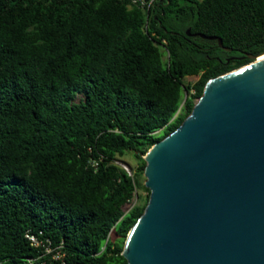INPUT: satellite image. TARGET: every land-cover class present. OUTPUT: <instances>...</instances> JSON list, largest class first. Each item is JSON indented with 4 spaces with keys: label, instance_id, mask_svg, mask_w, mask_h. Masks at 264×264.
<instances>
[{
    "label": "trees",
    "instance_id": "trees-1",
    "mask_svg": "<svg viewBox=\"0 0 264 264\" xmlns=\"http://www.w3.org/2000/svg\"><path fill=\"white\" fill-rule=\"evenodd\" d=\"M262 51L264 0H0V264L39 253L27 229L64 264H129L143 154Z\"/></svg>",
    "mask_w": 264,
    "mask_h": 264
},
{
    "label": "water",
    "instance_id": "water-1",
    "mask_svg": "<svg viewBox=\"0 0 264 264\" xmlns=\"http://www.w3.org/2000/svg\"><path fill=\"white\" fill-rule=\"evenodd\" d=\"M262 54L210 77L143 154L150 192L124 240L129 264H264Z\"/></svg>",
    "mask_w": 264,
    "mask_h": 264
},
{
    "label": "built area",
    "instance_id": "built-area-1",
    "mask_svg": "<svg viewBox=\"0 0 264 264\" xmlns=\"http://www.w3.org/2000/svg\"><path fill=\"white\" fill-rule=\"evenodd\" d=\"M153 0H129L130 4H136L141 8H147L152 3ZM25 237L28 239L29 243L34 247L38 248L39 253L36 256H31L27 258L29 264H34L36 261H40L39 264H45L46 258L50 260L59 261L60 264H64L65 251L62 245L59 243H52L48 238H41L39 233L27 229L25 231Z\"/></svg>",
    "mask_w": 264,
    "mask_h": 264
},
{
    "label": "rangeland",
    "instance_id": "rangeland-1",
    "mask_svg": "<svg viewBox=\"0 0 264 264\" xmlns=\"http://www.w3.org/2000/svg\"><path fill=\"white\" fill-rule=\"evenodd\" d=\"M166 55H164L165 57ZM197 76L196 75H187L185 76L184 80L185 81H192L196 78ZM119 163H121L122 165H126L130 170L134 169L135 165H136V158L135 156L132 154V152L128 151L126 152L124 155L120 156L119 159H118ZM145 177L143 176V181H144ZM138 192L140 194H144L145 193V190L143 189H138ZM131 204L130 203H127L125 205V208H128L129 205ZM111 238H114L115 237V234L112 233L110 235Z\"/></svg>",
    "mask_w": 264,
    "mask_h": 264
},
{
    "label": "bare ground",
    "instance_id": "bare-ground-1",
    "mask_svg": "<svg viewBox=\"0 0 264 264\" xmlns=\"http://www.w3.org/2000/svg\"><path fill=\"white\" fill-rule=\"evenodd\" d=\"M263 58H264V54L258 56L257 60H259V59H263Z\"/></svg>",
    "mask_w": 264,
    "mask_h": 264
}]
</instances>
